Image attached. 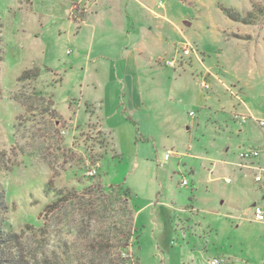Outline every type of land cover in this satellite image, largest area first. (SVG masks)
<instances>
[{
    "label": "rangeland",
    "instance_id": "1",
    "mask_svg": "<svg viewBox=\"0 0 264 264\" xmlns=\"http://www.w3.org/2000/svg\"><path fill=\"white\" fill-rule=\"evenodd\" d=\"M77 1L0 0V185L6 228L18 236L25 264H193L187 259L196 252L203 254L197 264H264V222L252 210L254 203L264 209V173L257 183L258 170L243 166L253 161L239 158L245 147L259 149L264 169V129L256 121H264V0H119L113 19L112 0L71 8ZM70 21L78 28L86 22L80 36ZM148 32L163 46L145 77L160 73L165 100L147 80L146 106L122 109L110 121L120 126L113 136L127 141L121 147L100 131L91 106L71 127L54 107V85L62 80L56 97L64 99L96 73L106 82L110 65L122 64ZM186 42L207 77H198L190 58L175 67L163 62L177 59ZM200 81L213 93L197 103ZM243 103L253 115L245 124L236 118ZM119 187L131 192L129 200ZM62 193L85 199L84 206L74 201L46 212ZM143 207L126 246L135 209ZM16 254L8 245L0 264H17Z\"/></svg>",
    "mask_w": 264,
    "mask_h": 264
},
{
    "label": "crops",
    "instance_id": "2",
    "mask_svg": "<svg viewBox=\"0 0 264 264\" xmlns=\"http://www.w3.org/2000/svg\"><path fill=\"white\" fill-rule=\"evenodd\" d=\"M102 1L103 0H94L93 3L91 4L90 1L86 2L85 0H78L77 2L71 5V8H75L74 5L78 6L82 4L84 9L85 8L89 9L90 4L91 6L93 5L97 6L100 3H102ZM120 1L118 0V2H116L115 0H112L113 7L109 8L111 19H113V17L115 16L112 13L114 11V8L116 10V5L120 7L122 6V4L121 5L117 4ZM103 9H105V11L108 12L107 4L103 6ZM142 9L147 11V7L144 5H142ZM154 15L156 16V18H161V15L156 14L155 12H154ZM83 25H87L86 22L82 25L79 24L80 26L79 28L77 26H74L72 21L69 22V28L71 29V31L73 30L72 27L73 28L77 27V30H78L77 36H80L82 34L81 32H82ZM161 29H162L161 27L158 28V30H161ZM176 32H177V29H176ZM167 34L168 35L173 34V30L168 31ZM175 36H177V34H175ZM177 45L179 44L176 43L173 46L174 49ZM162 46H163V39L162 37H160L158 33L152 34L151 32L150 33L148 32L146 34H143L141 37V40L135 42L132 48L126 52V55H125L126 58H125V61L123 60L124 62H122V64L118 63V64L110 65V69L108 70L106 82H103L97 76V73L94 75L93 79L89 82V84L88 83L86 84V87H84L83 80L80 82V84L77 82V84L74 86L77 89L76 91L77 96H73L70 93L68 94V97L64 99L56 97L57 96L56 87L62 88L63 86V82L62 80H60L61 82L54 85V95L52 96L55 109L57 110V112L60 114L61 117L69 121V123L72 125L71 127L74 126L76 128L78 123L80 121L82 122L81 119H83L84 112H85L84 106L86 105L87 108L91 106V108L93 109V113H94L93 115H95V117L101 122L100 127H99L100 131L103 130L107 134L111 135L112 144L117 142L118 146L121 147V144H126L127 141H125L124 136H121L119 134H117L118 136H113L115 135L114 134L115 129L116 128L119 129L120 126H115L118 122H115V125L111 126L110 121L114 120L116 117H119L122 109H124L123 110L124 114L125 113L128 114L129 111L135 112L136 110H141L143 109L144 106H146L144 102L145 101L144 87L146 85L147 80L149 79L145 77L146 74H145L144 69H146L145 67H148V64L151 63L150 57L153 54V52H157L159 49L162 48ZM189 58H190V62H192L193 70L197 71L196 73L198 77L199 75L202 77H205V76L207 77V74H209V70L206 69L205 63L199 57L198 53L192 54ZM48 69L51 70V72H54L52 69L50 68ZM186 74L187 73H185L184 75ZM159 75L157 76V78H154V79L152 78V80H149V81H151V83H154L153 84L154 85L153 96L155 98L156 96H159L160 97L159 100L161 101V99L163 100V96H162L163 82L162 80H160L161 78ZM42 80H45V79L40 77L38 78L37 82L38 81L41 82ZM46 86H49V83ZM212 93L213 91H211V88L209 90L203 89L201 87V81H200L199 89L197 91L198 97L196 95V97L198 98V99L196 98L197 103H202L205 100H209L210 95ZM155 103H157V101H155ZM242 109L244 113H242L241 115L247 116V120L249 117L251 119L253 118V115L250 113L249 108L244 103L242 105ZM88 115H89V112H88ZM88 115L86 114L84 118H87ZM254 119H258V118H254ZM122 131H123L122 134L126 133L125 129ZM167 152H171L170 158H169L170 160L173 153L171 150ZM166 155L167 153L165 154V156ZM254 163L256 164L254 165ZM243 166H245V169H248V170H252L255 167L260 168L258 160L253 161L252 165L244 164ZM227 180H229V178H226L225 181L227 183H232V181L228 182ZM256 205H259V204L254 203L253 207ZM145 207H143L142 209H139L138 211L135 209V214H136L135 224L136 222L138 223L140 213ZM174 251L176 252L175 249ZM178 252L180 256V251ZM199 253L201 252H196V257H193V259H190L191 258L190 257L187 259V261L190 263V261L193 260V264H197L196 263L197 261L203 260V254L201 253L199 256ZM224 264H227V263L225 262Z\"/></svg>",
    "mask_w": 264,
    "mask_h": 264
},
{
    "label": "trees",
    "instance_id": "3",
    "mask_svg": "<svg viewBox=\"0 0 264 264\" xmlns=\"http://www.w3.org/2000/svg\"><path fill=\"white\" fill-rule=\"evenodd\" d=\"M3 56H4V50H3V39H2V25H1V19H0V68H1V63L3 61ZM49 185H51V184L50 183L47 184V187ZM118 193L120 195L125 196L126 200H129V197L131 196V192L128 189H124L122 187H119ZM58 195L59 194H57V196ZM72 196H74V193H72L71 197H68V198L65 197L64 194L62 193L61 195L58 196L59 198L55 202H53L52 204L47 206L46 212H50V213H53L55 211L58 212L61 209H63L65 204L70 203V205H72L73 203H71V202H74V201H79V203H81L82 206H84V203H82V201H84L85 199L82 200L80 197H78L76 195H75V197H72ZM77 198H79V199H77ZM7 212H8V209H7V205H6L5 191L2 189V187L0 185V254L3 256L6 252V249L8 248V245L13 244L15 246V250L17 253L16 254L17 264H25L24 257L22 256V252L17 251L20 248L18 236L16 234H11L7 229L9 225L8 224L6 225V222L4 219V216ZM6 226H7V228H6ZM136 232H137V229H136L135 223H134V230H133L132 234L131 233L128 234L126 246L128 244V241L134 237V234ZM64 252H65V250H64ZM64 252H63V254H65ZM2 264H5V263H2ZM15 264H16V262H15ZM111 264H121V261H120V259H114Z\"/></svg>",
    "mask_w": 264,
    "mask_h": 264
},
{
    "label": "built area",
    "instance_id": "4",
    "mask_svg": "<svg viewBox=\"0 0 264 264\" xmlns=\"http://www.w3.org/2000/svg\"><path fill=\"white\" fill-rule=\"evenodd\" d=\"M198 53L197 49L194 48V46L191 44V43H184L182 48H179L176 50V56H177V59H172V60H168V61H165L163 60V62H165V64L167 66H170V67H175L177 66V63L179 61H182L183 59H189V57L192 55V54H196ZM201 87L205 90H208L209 89V85L205 82V81H202L201 83ZM190 116L192 117H195V113L194 112H191L190 113ZM236 118H241V123H245L246 120H247V116L245 115H239L237 116ZM259 124V126L264 129V121L263 120H256ZM170 153L171 152H167V155L165 156L164 158V161L160 163V166H164V162H167L170 158ZM261 156V152L259 149H256V148H251V147H246L244 149H241L239 151V158L242 160V161H254V160H258ZM255 170H258V174L255 176V181L256 182H261L262 179H263V173H264V169H261V168H254ZM98 171L96 170H91L88 172V175L90 177H94L95 175H97ZM228 182H231V179L227 180ZM182 186H188V181L187 180H184L182 182ZM253 216H254V220L257 221V222H264V209L259 206V205H256L253 207ZM225 263V260L223 259H212L209 264H224ZM126 264V263H125Z\"/></svg>",
    "mask_w": 264,
    "mask_h": 264
},
{
    "label": "water",
    "instance_id": "5",
    "mask_svg": "<svg viewBox=\"0 0 264 264\" xmlns=\"http://www.w3.org/2000/svg\"><path fill=\"white\" fill-rule=\"evenodd\" d=\"M186 25H190L189 23H186Z\"/></svg>",
    "mask_w": 264,
    "mask_h": 264
}]
</instances>
